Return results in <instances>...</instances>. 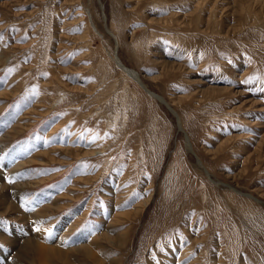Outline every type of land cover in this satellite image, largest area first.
<instances>
[{
    "label": "rangeland",
    "instance_id": "rangeland-1",
    "mask_svg": "<svg viewBox=\"0 0 264 264\" xmlns=\"http://www.w3.org/2000/svg\"><path fill=\"white\" fill-rule=\"evenodd\" d=\"M0 150L12 241L264 264V0H0Z\"/></svg>",
    "mask_w": 264,
    "mask_h": 264
},
{
    "label": "bare ground",
    "instance_id": "bare-ground-1",
    "mask_svg": "<svg viewBox=\"0 0 264 264\" xmlns=\"http://www.w3.org/2000/svg\"><path fill=\"white\" fill-rule=\"evenodd\" d=\"M115 57L117 58V62H118V64H120V67L122 69H124L123 71L126 72L130 78L137 80L138 84H141V86L144 87L148 93L150 92L151 94H153L154 97H156L160 101V103L167 106V109L170 110L171 113L176 114L174 112V110H172V107L168 103V101L159 97L154 92H152L150 89H148L147 87L144 86V84L142 83V80L140 79L139 74L137 72L127 69L122 64L120 58L117 57V53H116ZM179 129H180V131L182 129L181 122H179ZM186 139H187V146L189 147L190 151L193 153V147L191 146L188 137H186ZM2 154H3V152L0 150V157H3ZM10 157H12L11 154H10ZM196 160L199 161L200 165L202 164V162L198 158ZM2 161L3 160H0V164L3 165ZM21 166L22 165L17 164V165H15V168L21 167ZM23 188L25 189V186L20 184V185H16L14 187V190H16V192H19L20 190H24ZM7 190H8L7 185L4 182L0 181V204L2 202L4 203L2 211H3V213L7 212V213H10L12 215L13 214L16 215V213H18V209H17V207H15L11 203V199H10V197H8V194H5L7 192ZM4 191H6V192L4 193ZM4 197H6L9 200L7 201L6 198H4ZM248 197L252 198V196H249V195H248ZM36 211H40V210H36ZM41 221H42V223H44L43 217H38L37 220L35 221L36 222V224H35L36 228L39 229V226L42 224ZM3 228H2V226L0 227V240L8 243L11 246L13 251H17L19 257L25 258L26 261L24 260V262L27 264H80L83 261L92 262V263L94 262L93 264H104L102 257L99 256V254H96L94 251L95 250L94 247L98 248V246H99V245H97L96 241H94V243L92 245H87V246L79 245L78 247H75V248L64 249V248H62L64 246H61L60 240L56 239L55 241H51L53 237H52V234H50L51 233L50 229L47 228L46 230H44V229L36 230L35 229L36 230L35 233H32V235L29 236L27 238V240H25L23 243H21L20 241H22L23 238H17L15 241H12L13 235L10 236L8 234V232L5 231V228L4 229ZM59 233L60 232H58V234ZM52 242H54V243H52ZM8 249H10V248H5L1 253V255H3L5 253V261L6 262H4L3 264H13V263H9L8 257L10 255L8 253H10V252ZM79 255L85 256V260L79 259ZM17 261H20V260H17ZM84 263H86V262H84ZM15 264H22V262L20 261V262H17Z\"/></svg>",
    "mask_w": 264,
    "mask_h": 264
}]
</instances>
